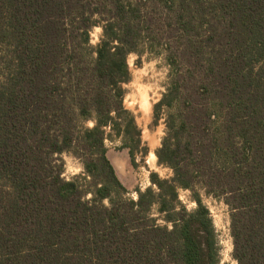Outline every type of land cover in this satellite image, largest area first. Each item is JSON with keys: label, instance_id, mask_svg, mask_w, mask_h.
Wrapping results in <instances>:
<instances>
[{"label": "trees", "instance_id": "16d2710c", "mask_svg": "<svg viewBox=\"0 0 264 264\" xmlns=\"http://www.w3.org/2000/svg\"><path fill=\"white\" fill-rule=\"evenodd\" d=\"M143 48L169 66L153 114L172 175L134 199L105 140L140 142L122 84ZM0 72V264H221L201 191L228 207L236 264H264V0H0Z\"/></svg>", "mask_w": 264, "mask_h": 264}, {"label": "rangeland", "instance_id": "374dc122", "mask_svg": "<svg viewBox=\"0 0 264 264\" xmlns=\"http://www.w3.org/2000/svg\"><path fill=\"white\" fill-rule=\"evenodd\" d=\"M101 34V26L93 27L90 32V43L96 45ZM158 50L143 48L140 53L131 52L127 56L130 79L122 84L125 90L123 106L133 114L137 128L140 130V142L135 147L133 156L129 153V148H120L123 138L109 127L106 128V132H110L109 138L105 140L107 156L117 177L127 189L124 196L134 199L137 198L138 189L144 190L151 185V172H156L162 178L172 175V170L159 164L155 155L165 134L166 112L155 119L153 106L162 97L169 82V66L164 53ZM1 78L2 72H0V80ZM94 124L93 119L84 122V125L89 127ZM61 158L64 162L62 171L64 178L71 179L77 176L83 184H88L90 178H83L85 172L80 157L72 152H64ZM90 196L91 194L87 195V197ZM201 196L212 214L218 231L221 244V264H236L231 255L232 239L229 232L230 219L227 205L220 199L206 195L203 191H201ZM178 199L187 209L196 206L190 189L179 188ZM104 202L108 203L107 200ZM157 208L154 206L151 214L157 218V222L165 224Z\"/></svg>", "mask_w": 264, "mask_h": 264}, {"label": "bare ground", "instance_id": "6f19581e", "mask_svg": "<svg viewBox=\"0 0 264 264\" xmlns=\"http://www.w3.org/2000/svg\"><path fill=\"white\" fill-rule=\"evenodd\" d=\"M116 163V162H115ZM119 166H120V164H119Z\"/></svg>", "mask_w": 264, "mask_h": 264}]
</instances>
